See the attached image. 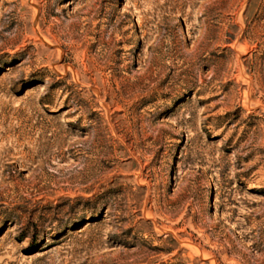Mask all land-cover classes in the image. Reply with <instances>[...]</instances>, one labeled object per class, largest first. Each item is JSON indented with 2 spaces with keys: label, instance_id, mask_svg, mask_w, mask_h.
<instances>
[{
  "label": "rangeland",
  "instance_id": "obj_1",
  "mask_svg": "<svg viewBox=\"0 0 264 264\" xmlns=\"http://www.w3.org/2000/svg\"><path fill=\"white\" fill-rule=\"evenodd\" d=\"M0 264H264V0H0Z\"/></svg>",
  "mask_w": 264,
  "mask_h": 264
}]
</instances>
